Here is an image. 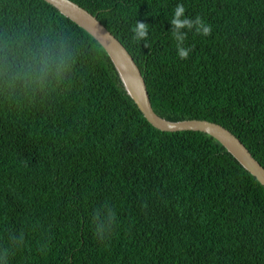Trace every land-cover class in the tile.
I'll return each mask as SVG.
<instances>
[{
	"label": "trees",
	"instance_id": "obj_1",
	"mask_svg": "<svg viewBox=\"0 0 264 264\" xmlns=\"http://www.w3.org/2000/svg\"><path fill=\"white\" fill-rule=\"evenodd\" d=\"M154 110L264 166V0H73ZM0 264H264V186L213 136L153 126L105 49L45 0H0Z\"/></svg>",
	"mask_w": 264,
	"mask_h": 264
},
{
	"label": "water",
	"instance_id": "obj_2",
	"mask_svg": "<svg viewBox=\"0 0 264 264\" xmlns=\"http://www.w3.org/2000/svg\"><path fill=\"white\" fill-rule=\"evenodd\" d=\"M45 1L85 29L99 42L114 64L126 92L153 126L163 131H201L213 136L264 186V166L230 129L207 119L169 120L154 110L148 86L139 65L126 46L96 15L73 0Z\"/></svg>",
	"mask_w": 264,
	"mask_h": 264
}]
</instances>
